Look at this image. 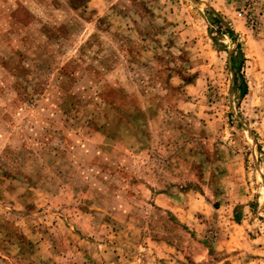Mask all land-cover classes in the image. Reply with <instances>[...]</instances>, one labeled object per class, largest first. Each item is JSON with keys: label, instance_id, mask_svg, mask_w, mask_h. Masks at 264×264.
I'll use <instances>...</instances> for the list:
<instances>
[{"label": "rangeland", "instance_id": "rangeland-1", "mask_svg": "<svg viewBox=\"0 0 264 264\" xmlns=\"http://www.w3.org/2000/svg\"><path fill=\"white\" fill-rule=\"evenodd\" d=\"M0 264H264V0H0Z\"/></svg>", "mask_w": 264, "mask_h": 264}, {"label": "trees", "instance_id": "trees-1", "mask_svg": "<svg viewBox=\"0 0 264 264\" xmlns=\"http://www.w3.org/2000/svg\"><path fill=\"white\" fill-rule=\"evenodd\" d=\"M216 21H218L217 19H215ZM219 22V21H218ZM221 26H219V29L222 31H226V32H229V35H233L234 34V31H232V30H229V28H227V27H225L222 23H219ZM223 33V32H222ZM237 46L239 47V49H241L240 47H241V44H239V43H237ZM240 60L241 61H237V63H238V65H239V67H238V69H240V71L242 70V66H243V64H244V62L245 61H243V59H244V56H243V53L242 52H240ZM241 87L243 88V93H245L246 92V90L248 89V83H247V81L245 80V78H244V76H243V78H242V83H241Z\"/></svg>", "mask_w": 264, "mask_h": 264}, {"label": "built area", "instance_id": "built-area-1", "mask_svg": "<svg viewBox=\"0 0 264 264\" xmlns=\"http://www.w3.org/2000/svg\"><path fill=\"white\" fill-rule=\"evenodd\" d=\"M252 2H255V1H257V0H251ZM245 14V12H244V9L242 8L240 11H239V15L240 16H243Z\"/></svg>", "mask_w": 264, "mask_h": 264}]
</instances>
